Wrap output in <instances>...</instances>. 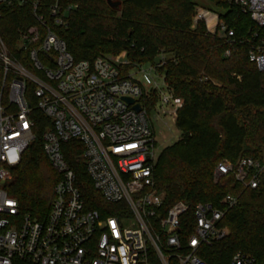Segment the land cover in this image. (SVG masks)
Returning a JSON list of instances; mask_svg holds the SVG:
<instances>
[{
  "label": "built area",
  "instance_id": "1",
  "mask_svg": "<svg viewBox=\"0 0 264 264\" xmlns=\"http://www.w3.org/2000/svg\"><path fill=\"white\" fill-rule=\"evenodd\" d=\"M12 1L0 0V18L1 6ZM231 1L257 27H264V0ZM51 14L55 24L66 25L58 3ZM38 21L44 24L41 16ZM199 21L211 33L228 39L235 35L219 14L203 7L196 8L193 24ZM19 44L30 67L11 56L0 38V264H206L200 250L227 235L221 221L238 204V196L227 195L223 209L198 204L186 239L181 217L190 206L176 202L163 213L165 193L157 189L154 175L158 141L149 111L155 109L169 127L184 105L159 70L166 62L164 53L148 66L131 64L124 51V57L101 54L75 60L65 41L51 31L42 36L39 26L22 32ZM249 58L264 71V41L250 48ZM36 109L50 120L43 149L58 175L44 220L21 213L7 189L12 169L35 139ZM72 140L82 144V161L94 189L115 213L88 207L63 149ZM228 175L257 189L264 181V152L237 163L220 160L214 181ZM230 264L257 262L236 252Z\"/></svg>",
  "mask_w": 264,
  "mask_h": 264
},
{
  "label": "trees",
  "instance_id": "2",
  "mask_svg": "<svg viewBox=\"0 0 264 264\" xmlns=\"http://www.w3.org/2000/svg\"><path fill=\"white\" fill-rule=\"evenodd\" d=\"M119 1L120 6L112 8L107 0H13L1 6L0 38L11 56L27 67L30 62L19 38L31 26H39L42 36L56 34L75 60L124 51L131 64H145L163 52L166 62L159 70L174 93L184 98L177 120L182 138L162 151L154 171L156 187L165 193L163 213L176 202L190 206L181 217L180 232L186 239L193 231L198 204L223 209L227 195L238 196V204L221 221L227 235L203 246L200 256L206 264H230L233 255L242 252L264 264V181L250 189L233 175L219 182L213 177L224 158L237 163L244 157L260 158L264 152V71L249 58L250 48L264 41V27H257L231 0H212L222 9L220 21L234 30L230 39L209 32L205 21L193 24V0ZM55 3L66 18L65 26L55 24L51 14ZM40 16L44 24L38 21ZM32 117L35 139L12 169L7 189L21 213L44 220L58 175L43 149L42 136L50 120L38 109ZM200 135L208 140L198 141ZM82 148L74 140L63 144L87 205L113 214L86 172Z\"/></svg>",
  "mask_w": 264,
  "mask_h": 264
},
{
  "label": "rangeland",
  "instance_id": "3",
  "mask_svg": "<svg viewBox=\"0 0 264 264\" xmlns=\"http://www.w3.org/2000/svg\"><path fill=\"white\" fill-rule=\"evenodd\" d=\"M196 4V8L197 7H203L207 10H210L214 13L219 14L221 12V8L216 6L215 2L212 0H193ZM224 12V11H223ZM106 55H113L110 53H105ZM120 55H122L124 57V53L123 51L118 53ZM118 54H114V55H118ZM126 54V52H125ZM146 66L149 65V63H145ZM150 117L152 118L153 124H154V128H155V132H156V138L158 141L157 144V153L158 155H160L162 153V151L178 142L181 138H182V132L181 129L177 126V122L176 124H173L170 120L169 122V127L167 125H165L160 119L157 118V113L155 109H151L149 111ZM198 141L202 142L203 141H207L208 138L206 135H204L203 137L200 135L198 136ZM158 161V160H157Z\"/></svg>",
  "mask_w": 264,
  "mask_h": 264
},
{
  "label": "water",
  "instance_id": "4",
  "mask_svg": "<svg viewBox=\"0 0 264 264\" xmlns=\"http://www.w3.org/2000/svg\"><path fill=\"white\" fill-rule=\"evenodd\" d=\"M108 4L112 7V8H118L121 4V2L119 0H107ZM126 100L129 102V103H133V99L131 98H126ZM134 108L136 110H140L141 106L139 104H136L134 106Z\"/></svg>",
  "mask_w": 264,
  "mask_h": 264
}]
</instances>
